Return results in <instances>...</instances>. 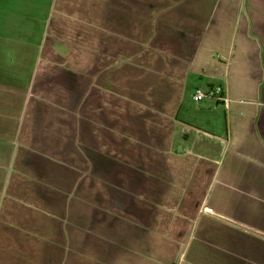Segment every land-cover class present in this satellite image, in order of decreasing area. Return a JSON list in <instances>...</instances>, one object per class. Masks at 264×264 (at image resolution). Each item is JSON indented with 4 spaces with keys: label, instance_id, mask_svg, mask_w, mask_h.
Listing matches in <instances>:
<instances>
[{
    "label": "crops",
    "instance_id": "crops-1",
    "mask_svg": "<svg viewBox=\"0 0 264 264\" xmlns=\"http://www.w3.org/2000/svg\"><path fill=\"white\" fill-rule=\"evenodd\" d=\"M43 1L0 0V264H264V0Z\"/></svg>",
    "mask_w": 264,
    "mask_h": 264
},
{
    "label": "built area",
    "instance_id": "built-area-1",
    "mask_svg": "<svg viewBox=\"0 0 264 264\" xmlns=\"http://www.w3.org/2000/svg\"><path fill=\"white\" fill-rule=\"evenodd\" d=\"M206 97L225 99L223 95V89L221 86L210 88L209 90H203L197 88L194 93V99L197 101L203 100Z\"/></svg>",
    "mask_w": 264,
    "mask_h": 264
},
{
    "label": "rangeland",
    "instance_id": "rangeland-1",
    "mask_svg": "<svg viewBox=\"0 0 264 264\" xmlns=\"http://www.w3.org/2000/svg\"><path fill=\"white\" fill-rule=\"evenodd\" d=\"M40 3H43L44 1L43 0H39Z\"/></svg>",
    "mask_w": 264,
    "mask_h": 264
}]
</instances>
